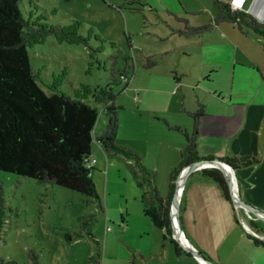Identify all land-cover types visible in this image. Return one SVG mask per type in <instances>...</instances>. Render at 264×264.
<instances>
[{"label": "rangeland", "instance_id": "374dc122", "mask_svg": "<svg viewBox=\"0 0 264 264\" xmlns=\"http://www.w3.org/2000/svg\"><path fill=\"white\" fill-rule=\"evenodd\" d=\"M19 8L25 19L45 25L70 27L77 22L79 34L88 40L87 45L68 44L48 36L29 53L45 91L53 86L99 109L91 144V158L98 163L90 177L104 210L95 198L0 172L6 200L0 264H131L129 247L142 240L133 220L146 208L144 190L133 162L105 155L94 139L108 120L107 98L100 93L107 91L117 108L115 144L141 157L165 198L170 172L163 170L178 136L165 120L171 127L182 123L193 128L200 107L213 104L216 95L232 98V106L263 109V46L248 41L255 33L237 31L239 40L216 28L201 37L180 35L185 22L200 27L215 16L209 0H20ZM194 9L197 14L190 12ZM143 56L152 57L157 66L145 70ZM124 70L130 82L113 83L112 74ZM199 156L235 158L213 152ZM253 159L260 158H239ZM239 173L248 177L250 190L261 198L256 204L264 207V163ZM245 217L248 230L254 232L251 221L264 228L262 221Z\"/></svg>", "mask_w": 264, "mask_h": 264}, {"label": "trees", "instance_id": "16d2710c", "mask_svg": "<svg viewBox=\"0 0 264 264\" xmlns=\"http://www.w3.org/2000/svg\"><path fill=\"white\" fill-rule=\"evenodd\" d=\"M216 7V14L209 23L191 27L187 22L180 35L201 37L215 27L234 24L242 34L255 33L264 40V24L244 11L234 9L229 3L209 0ZM20 0H0V172L27 177L38 183L56 185L78 192L100 201L96 186L91 180V170L85 158L91 156L92 134L96 126L99 109L82 100L62 93L51 87L45 91L32 65L29 48L41 44L52 36L59 43L86 44L88 40L79 34V23L70 27L45 25L38 19H25L20 13ZM264 47V44H263ZM143 68L152 70L157 62L143 56ZM264 83V72H261ZM119 78V81L117 80ZM113 83L127 85L130 82L127 70L112 74ZM100 96L108 115L107 125L96 142L105 155H121L133 162L134 173L141 180L144 190L143 201L148 207L146 214L157 225H168L170 202L175 183L183 168L200 161L218 160L234 170L258 164L256 159L241 162L237 158L218 159L200 157L197 152L200 107L192 133L186 135V147L180 153L179 165L169 175V191L162 197L154 177L143 165L141 157L115 144L118 114L115 103L107 91ZM201 178L216 183L224 198L231 202L227 182L222 172L209 167L198 171ZM232 203V202H231ZM183 208L181 200L180 213ZM264 222H262V225ZM6 224V200L4 185L0 181V239ZM251 227L264 233V228L250 222ZM176 253L184 251L171 238ZM95 259L93 258L92 261ZM94 264H100L95 260Z\"/></svg>", "mask_w": 264, "mask_h": 264}, {"label": "crops", "instance_id": "0c3cea01", "mask_svg": "<svg viewBox=\"0 0 264 264\" xmlns=\"http://www.w3.org/2000/svg\"><path fill=\"white\" fill-rule=\"evenodd\" d=\"M220 1L229 3L234 9L244 11L264 24V0ZM190 12L197 14L198 11L194 9ZM216 12L215 9L213 14L215 15ZM223 25L234 27L224 28ZM215 28L227 38L230 33L239 40L242 34L234 24L230 23ZM242 35L249 36L250 33ZM255 35L257 36L252 40L249 38L248 41L254 46L260 47V44L263 46L262 37ZM216 96L213 104H205L199 115L198 154L213 152L218 156H235L237 159L243 158L244 155L256 154L260 158L258 164L264 163V108L260 106L240 108L229 104L232 98L227 100L224 95ZM165 124L169 130L178 133V136L172 139L173 153L164 166V174L171 172L180 162V153L187 144L184 132L192 133L195 126L191 128L182 123H175L171 127L168 120H165ZM180 135L185 140L181 139ZM97 138H94L95 141ZM250 167L234 170L240 195L246 203L264 212V207L256 204L261 198L250 190L248 177L239 173ZM156 172L158 174L159 167L156 168ZM182 199L180 221L184 234L189 243L206 258L214 264H264V235H258L259 231L254 228V232L246 228V213L237 210L227 201L216 183L201 178L198 171H195L186 182ZM143 205L146 208L142 209L141 216L133 220L134 230L142 240L141 244L133 243L129 247L132 254L131 264H152V261L157 264H200L179 245L184 253H176L175 245L169 237L170 235L173 238L170 217L168 225H157L146 214L148 210L146 204Z\"/></svg>", "mask_w": 264, "mask_h": 264}, {"label": "water", "instance_id": "95a60500", "mask_svg": "<svg viewBox=\"0 0 264 264\" xmlns=\"http://www.w3.org/2000/svg\"><path fill=\"white\" fill-rule=\"evenodd\" d=\"M209 167H213L220 170L224 175L229 188L231 202L233 206L238 210H243L250 218L254 217L257 220L264 222V212L252 207L241 198L238 184L235 178V171L233 168L218 160L195 162L183 168L177 177L175 183V190L170 202L169 217L171 220L172 237L185 252L189 253L200 264L214 263L208 258H206L199 250H197L194 246H192V244L189 243L181 226L180 208L183 191L190 175L195 171H199L201 169ZM173 211L175 212V216L173 214Z\"/></svg>", "mask_w": 264, "mask_h": 264}, {"label": "built area", "instance_id": "2783aa9c", "mask_svg": "<svg viewBox=\"0 0 264 264\" xmlns=\"http://www.w3.org/2000/svg\"><path fill=\"white\" fill-rule=\"evenodd\" d=\"M85 162H86V167L88 168V169H93V167H94V165L96 164V159H94V158H91V156H87L86 158H85ZM238 210V209H237ZM106 230L108 231V230H110V227L108 226L107 228H106Z\"/></svg>", "mask_w": 264, "mask_h": 264}, {"label": "bare ground", "instance_id": "6f19581e", "mask_svg": "<svg viewBox=\"0 0 264 264\" xmlns=\"http://www.w3.org/2000/svg\"><path fill=\"white\" fill-rule=\"evenodd\" d=\"M173 214H174V216H175V212L173 211ZM175 218V217H174Z\"/></svg>", "mask_w": 264, "mask_h": 264}, {"label": "snow or ice", "instance_id": "6c2138e0", "mask_svg": "<svg viewBox=\"0 0 264 264\" xmlns=\"http://www.w3.org/2000/svg\"><path fill=\"white\" fill-rule=\"evenodd\" d=\"M234 2H236V0H234Z\"/></svg>", "mask_w": 264, "mask_h": 264}]
</instances>
